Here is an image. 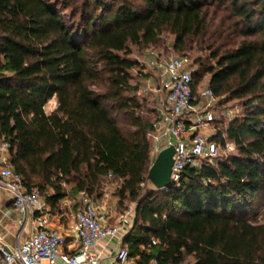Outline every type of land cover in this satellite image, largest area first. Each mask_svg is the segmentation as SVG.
<instances>
[{
	"label": "trees",
	"instance_id": "trees-1",
	"mask_svg": "<svg viewBox=\"0 0 264 264\" xmlns=\"http://www.w3.org/2000/svg\"><path fill=\"white\" fill-rule=\"evenodd\" d=\"M134 48L200 55L194 90L243 104L213 137L236 153L151 184L159 117ZM0 139L52 212L116 184L139 264H264V0H0Z\"/></svg>",
	"mask_w": 264,
	"mask_h": 264
},
{
	"label": "built area",
	"instance_id": "built-area-1",
	"mask_svg": "<svg viewBox=\"0 0 264 264\" xmlns=\"http://www.w3.org/2000/svg\"><path fill=\"white\" fill-rule=\"evenodd\" d=\"M151 62L160 73V85L152 89L149 84L146 90L161 93L164 99L159 106V120L150 135L156 143L167 141L164 148H176L171 179L173 184H178L188 168H199L205 160L213 164L219 157L221 146L213 141L215 134L209 135L205 131L216 121L215 109L220 99L209 86L194 90L196 67L188 56L169 60L155 57ZM159 153L154 147L153 156L157 157ZM11 157V144L0 139V190L11 196L13 206L24 222L30 221L31 232L29 238L14 249L0 241V264H55L57 261L101 264L93 249L103 240L118 238L120 228L109 225L106 213L96 202L84 193L80 194L71 231L79 251L76 256L67 255L64 252L67 236L52 229L51 209L38 191L27 190L23 177L11 164ZM109 179H113V175H109ZM116 261L117 264H139L121 245ZM148 264L159 263L153 259Z\"/></svg>",
	"mask_w": 264,
	"mask_h": 264
},
{
	"label": "crops",
	"instance_id": "crops-1",
	"mask_svg": "<svg viewBox=\"0 0 264 264\" xmlns=\"http://www.w3.org/2000/svg\"><path fill=\"white\" fill-rule=\"evenodd\" d=\"M157 97L158 105L160 106L164 99V95L158 93ZM157 113L159 117V108L157 109ZM162 141L161 143H156L155 141L156 144L154 147L159 151L168 143L165 140ZM154 147L152 148V154L154 153ZM115 188L116 186L114 187L112 184L107 185L104 188V197L96 201L100 209L106 213L108 218L107 223L120 228V235L118 238L103 240L93 249L99 256L101 264H117L116 255L119 247L121 245L127 248L124 241L130 235L135 223L136 207L130 206L128 211L121 212L119 210L118 200L114 196ZM78 203L79 197L76 199H65L61 202L58 210L51 211L52 229L67 236V244L64 248V252L71 257L78 255L79 251V246L74 243L73 237L71 236L72 227L74 225L73 213L79 208ZM30 232V221L28 223L24 222L23 217L13 206L11 196L7 192L0 190V241L14 249L29 238ZM135 260L137 261L138 259ZM55 264L64 263L57 261Z\"/></svg>",
	"mask_w": 264,
	"mask_h": 264
},
{
	"label": "rangeland",
	"instance_id": "rangeland-1",
	"mask_svg": "<svg viewBox=\"0 0 264 264\" xmlns=\"http://www.w3.org/2000/svg\"><path fill=\"white\" fill-rule=\"evenodd\" d=\"M70 11V10H69ZM68 12V11H67ZM70 15V13H69ZM172 43V39L169 41V45ZM135 54L133 55L134 59H137L141 65L145 68L143 72V76H140V69L134 70L133 74L135 76V82L141 81L142 89H141V94L143 97H147L150 99L152 103H154V108L156 110L159 108V103H158V97L157 94L151 91H147L146 88L150 84L152 85V89L157 88L160 85V73L157 68H155L151 63L155 59V57H158L160 52H144V53H139L136 48H134ZM180 55L174 54L173 52H170L168 55H162L160 57L161 60H169L170 58L173 57H178ZM187 56L191 59L192 63L194 64L195 60L200 56L199 54L196 53H188ZM159 58V57H158ZM196 67V66H195ZM208 86V80L204 81L202 84H200V88H205ZM56 100H52L45 108L46 112L50 114L56 109ZM237 111V112H236ZM243 112V104L241 102H231L228 104H220V101L215 109V114H216V121L211 125L208 130L205 131L206 134H217L219 131H222L227 128V126L233 121L235 118L239 117L242 115ZM155 141L152 139V145L153 147L155 146ZM230 146L223 148L220 147V154L219 157L213 162V164L217 163L218 160L224 158L227 155L234 154L235 152V147L233 144H229ZM156 157H154L155 159ZM208 162V161H203ZM114 187L116 184H112ZM117 188L114 189L116 191ZM132 207H136V204L130 205Z\"/></svg>",
	"mask_w": 264,
	"mask_h": 264
},
{
	"label": "water",
	"instance_id": "water-1",
	"mask_svg": "<svg viewBox=\"0 0 264 264\" xmlns=\"http://www.w3.org/2000/svg\"><path fill=\"white\" fill-rule=\"evenodd\" d=\"M176 148L169 146L160 151L150 169L148 179L157 190H167L173 183L171 179Z\"/></svg>",
	"mask_w": 264,
	"mask_h": 264
}]
</instances>
